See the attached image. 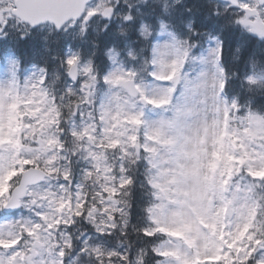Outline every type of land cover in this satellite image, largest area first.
Here are the masks:
<instances>
[{"label":"snow or ice","instance_id":"snow-or-ice-1","mask_svg":"<svg viewBox=\"0 0 264 264\" xmlns=\"http://www.w3.org/2000/svg\"><path fill=\"white\" fill-rule=\"evenodd\" d=\"M0 73V264H264V0H0Z\"/></svg>","mask_w":264,"mask_h":264},{"label":"rangeland","instance_id":"rangeland-1","mask_svg":"<svg viewBox=\"0 0 264 264\" xmlns=\"http://www.w3.org/2000/svg\"><path fill=\"white\" fill-rule=\"evenodd\" d=\"M0 75H6V73H0Z\"/></svg>","mask_w":264,"mask_h":264}]
</instances>
